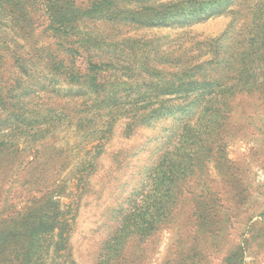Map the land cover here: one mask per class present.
I'll return each instance as SVG.
<instances>
[{
    "label": "rangeland",
    "instance_id": "rangeland-1",
    "mask_svg": "<svg viewBox=\"0 0 264 264\" xmlns=\"http://www.w3.org/2000/svg\"><path fill=\"white\" fill-rule=\"evenodd\" d=\"M40 18L30 40L35 68L61 92L34 97L37 111L54 107L46 114L52 132L18 134L10 142L20 154L0 156V264H264V0H210L170 27L84 19L72 34L76 45L83 30L106 42L149 41L142 48L157 69L201 65L195 80L226 81L231 107L218 115L210 104L190 115L180 109L202 90L150 95L145 75L131 71L116 103L96 104L66 77L75 64L86 74L88 53L73 63ZM241 80L255 83L236 89ZM161 103L174 112L143 120ZM147 197L159 213L143 231L130 220ZM165 198L166 209L158 203ZM45 214L52 222L37 262L29 234Z\"/></svg>",
    "mask_w": 264,
    "mask_h": 264
},
{
    "label": "trees",
    "instance_id": "trees-1",
    "mask_svg": "<svg viewBox=\"0 0 264 264\" xmlns=\"http://www.w3.org/2000/svg\"><path fill=\"white\" fill-rule=\"evenodd\" d=\"M208 3L210 0H0V156L9 150L16 155L20 154L21 150L15 148L17 145L10 142V139L18 134L30 133V130L35 128L36 135L44 138L52 132L50 127L53 124L49 125L46 121L51 120L52 116L46 114L54 107L40 106L39 111L33 107L35 95L42 92L49 94L55 90V93L61 92L58 91L61 89H57L56 84L53 85L48 75L35 68L36 55L31 51L30 40L36 23L41 22L40 16L47 21L45 31L51 33L57 41L58 49L66 53L73 63L77 61L79 55L88 53L87 57L90 59L87 58L86 74L82 75L81 69L75 64L70 68L71 71L67 72L66 77L72 81L78 80L80 86L87 87L95 97L96 104L110 106L116 103L121 97L120 86L130 85L128 80L122 79L123 73L131 71L132 74L138 72L137 75H145L143 81L145 85H149L150 95L177 93L188 98L195 87L199 91L202 90L193 100H184V104L179 106L180 109H186L188 115L196 108H205L207 104H210V111L216 115L224 113L226 108L230 111L231 103L228 101L231 96L222 93L223 89L228 88L225 86L226 81L201 83L195 80L194 69L201 68V65L186 66L184 70L157 69L150 65V55H145L142 48L151 45L149 41L141 42L126 38L122 41L106 42L104 38L94 35L90 30L81 32L83 35L78 38L77 45L71 39L72 34L75 36V33L80 31L78 23L84 19L111 20L146 27H170L176 23L187 22L195 11H203L204 5ZM128 44L130 45L127 46ZM137 47L144 55L136 54ZM92 52H95L93 56ZM95 55L105 58L95 61L93 59L97 57ZM131 60L137 62L136 67L131 66ZM61 63L63 64L62 61L56 62V65H62ZM219 66H222V60L216 61V67ZM103 73L116 76L115 84L112 81L101 82L99 78ZM138 81L139 78L137 83ZM254 83L241 80L235 88L242 89L246 84ZM208 88L210 96L206 93ZM218 88L220 89L217 90ZM171 107L174 106H165L161 103L159 107L152 108L145 114L143 120L150 121L167 113L172 114L174 110ZM19 122L22 125L16 127ZM36 123L39 124L38 127ZM213 128L215 131L212 135H218L219 123L216 122ZM161 162L160 157L152 168L153 173L159 175L163 172ZM155 202L157 203L156 199ZM158 203L166 209L169 200L161 199ZM140 206L141 209H138L130 222L143 231L153 229L152 221L157 219L159 213L155 210L157 208L148 197L141 201ZM40 218L43 225L33 227L29 234L32 241L31 252L29 251L28 255L31 259L33 254L36 255L37 262L43 258V255L37 253L43 250L41 237L50 231L47 227L50 221L52 222L47 214Z\"/></svg>",
    "mask_w": 264,
    "mask_h": 264
}]
</instances>
